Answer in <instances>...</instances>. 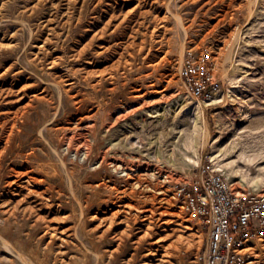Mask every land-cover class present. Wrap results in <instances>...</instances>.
I'll use <instances>...</instances> for the list:
<instances>
[{"label": "rangeland", "instance_id": "374dc122", "mask_svg": "<svg viewBox=\"0 0 264 264\" xmlns=\"http://www.w3.org/2000/svg\"><path fill=\"white\" fill-rule=\"evenodd\" d=\"M208 167L264 193V0H0V264H199Z\"/></svg>", "mask_w": 264, "mask_h": 264}, {"label": "built area", "instance_id": "2783aa9c", "mask_svg": "<svg viewBox=\"0 0 264 264\" xmlns=\"http://www.w3.org/2000/svg\"><path fill=\"white\" fill-rule=\"evenodd\" d=\"M211 61L208 49L189 52L184 60L183 83L197 98H209L216 90ZM178 196L205 235L200 264H256L244 250L249 242L264 239V193L239 196L224 174L208 167L193 183L182 185Z\"/></svg>", "mask_w": 264, "mask_h": 264}, {"label": "bare ground", "instance_id": "6f19581e", "mask_svg": "<svg viewBox=\"0 0 264 264\" xmlns=\"http://www.w3.org/2000/svg\"><path fill=\"white\" fill-rule=\"evenodd\" d=\"M96 35H97V34H96ZM87 48H89V47H87ZM87 48L84 49V53L87 51V50H86ZM216 158H217V157H216ZM104 236H105V234H104ZM28 264H29V263H28ZM30 264H31V263H30Z\"/></svg>", "mask_w": 264, "mask_h": 264}, {"label": "crops", "instance_id": "0c3cea01", "mask_svg": "<svg viewBox=\"0 0 264 264\" xmlns=\"http://www.w3.org/2000/svg\"><path fill=\"white\" fill-rule=\"evenodd\" d=\"M200 264V263H199Z\"/></svg>", "mask_w": 264, "mask_h": 264}]
</instances>
